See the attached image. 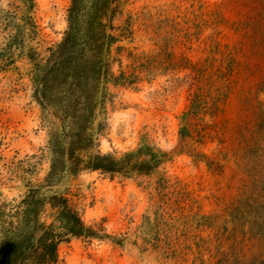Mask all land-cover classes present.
<instances>
[{"label": "rangeland", "instance_id": "1", "mask_svg": "<svg viewBox=\"0 0 264 264\" xmlns=\"http://www.w3.org/2000/svg\"><path fill=\"white\" fill-rule=\"evenodd\" d=\"M36 3L44 58L68 29L71 0ZM125 13L132 16L134 39L120 43V56L114 52L121 64L116 61L113 71L136 73L139 80L110 86L104 131L80 156L123 154L147 142L169 157L153 176L111 178L86 170L72 180L85 224L111 238L62 243L57 264H193L192 255H168L164 234L155 239L162 218L176 222L181 207L185 213L200 208L218 214L223 225L230 204L244 195L264 196V0H126ZM229 60L233 73L223 113L186 123L198 83L192 86L191 72L182 68L211 75ZM185 124L193 137L184 140ZM48 146L49 125L34 97L31 66L20 59L0 71V203L19 202L27 179L45 178ZM196 154L204 157L196 160ZM198 234L214 238L209 230ZM238 240L246 242L245 261L264 254V246L255 245L264 240Z\"/></svg>", "mask_w": 264, "mask_h": 264}, {"label": "trees", "instance_id": "2", "mask_svg": "<svg viewBox=\"0 0 264 264\" xmlns=\"http://www.w3.org/2000/svg\"><path fill=\"white\" fill-rule=\"evenodd\" d=\"M125 5L126 0H71L68 29L60 42L47 48L43 58L36 0H0V71L16 66L20 59L29 61L34 97L44 123L49 125L50 163L43 180H26L19 202L0 203V255L4 264H57L62 243L73 238H111L85 224L74 201L72 180L86 170L111 178L153 176L169 157L147 142L123 154L98 153L88 160L80 156V151L95 145L104 131L110 86H132L139 80L136 73L113 71L116 61L121 64L114 54L120 56L125 49L120 43L134 39L132 16L126 15ZM119 19H123L121 24H117ZM228 62L211 75L196 66L182 68L191 72L192 86L198 83L184 113L186 123L190 118L215 119L223 113L230 93L228 78L233 73V60ZM262 109L264 112V103ZM180 136L192 138V129L183 125ZM194 157L198 160L204 155ZM180 210L176 222L162 218L155 225V239L159 241L160 233L165 235L168 255L183 259L192 255L193 264H264L261 252L245 261L246 242L238 240L239 235L264 240V196L244 195L230 204L223 225L218 224V214H204L200 208L188 213L184 207ZM205 230L214 232V238L198 234ZM116 242L122 244L123 240ZM256 244L264 246V242Z\"/></svg>", "mask_w": 264, "mask_h": 264}, {"label": "water", "instance_id": "3", "mask_svg": "<svg viewBox=\"0 0 264 264\" xmlns=\"http://www.w3.org/2000/svg\"><path fill=\"white\" fill-rule=\"evenodd\" d=\"M0 264H4V262H3V254L0 255Z\"/></svg>", "mask_w": 264, "mask_h": 264}]
</instances>
